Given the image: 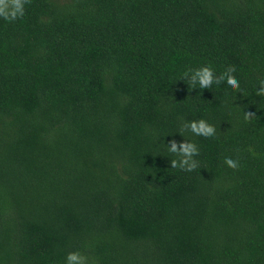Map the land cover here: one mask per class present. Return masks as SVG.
I'll use <instances>...</instances> for the list:
<instances>
[{"label":"trees","instance_id":"obj_1","mask_svg":"<svg viewBox=\"0 0 264 264\" xmlns=\"http://www.w3.org/2000/svg\"><path fill=\"white\" fill-rule=\"evenodd\" d=\"M202 65L235 66L240 90H193ZM262 79L264 0H30L0 19V264H264ZM199 119L216 135L182 131ZM172 139L196 170L171 168Z\"/></svg>","mask_w":264,"mask_h":264},{"label":"clouds","instance_id":"obj_2","mask_svg":"<svg viewBox=\"0 0 264 264\" xmlns=\"http://www.w3.org/2000/svg\"><path fill=\"white\" fill-rule=\"evenodd\" d=\"M30 0H0V19L6 22H14L25 15V6ZM235 66H228L222 73L217 75L210 65H202L196 69L188 70L183 74L182 79L186 80L192 89H209L213 84L220 85L226 82L227 86L239 91L240 82L235 77ZM260 88L256 91L257 96H264V79L259 81ZM246 120L256 117L255 113L244 112ZM190 131L196 136L205 138L216 135V128L204 119L185 122L182 125V131ZM168 152L174 154L177 158L170 160L171 168H179L182 171L192 172L199 167V161L195 159L199 155V149L195 143L184 140L178 142L175 139L168 141ZM224 163L228 168L237 170L240 167L239 161L230 157H225ZM65 264H88V258L81 252L71 251L66 254Z\"/></svg>","mask_w":264,"mask_h":264}]
</instances>
